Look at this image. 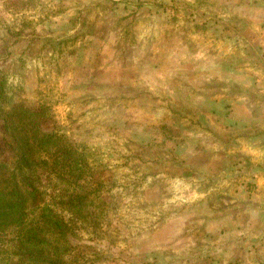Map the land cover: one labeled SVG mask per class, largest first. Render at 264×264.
I'll return each instance as SVG.
<instances>
[{"label": "rangeland", "instance_id": "374dc122", "mask_svg": "<svg viewBox=\"0 0 264 264\" xmlns=\"http://www.w3.org/2000/svg\"><path fill=\"white\" fill-rule=\"evenodd\" d=\"M204 1L0 0L5 107L48 105L44 129L65 134L94 173L88 180L98 189L92 209L98 218L74 221L71 238L79 264H141L132 257L140 237L174 213L198 207L197 187L167 165L179 144L170 125L178 116L167 93L150 90L138 69L148 44L172 38L177 6L188 17L189 7L198 14ZM207 30L203 23L180 28L187 36ZM2 136L0 120V146ZM255 202L254 220L264 224V199ZM256 250L246 264H264V242Z\"/></svg>", "mask_w": 264, "mask_h": 264}, {"label": "crops", "instance_id": "0c3cea01", "mask_svg": "<svg viewBox=\"0 0 264 264\" xmlns=\"http://www.w3.org/2000/svg\"><path fill=\"white\" fill-rule=\"evenodd\" d=\"M177 7L172 38L148 44L138 71L150 90L167 93L178 116L170 125L179 144L167 165L197 187L200 202L143 234L132 257L246 264L264 242V224L254 220L255 200L264 199V0H205L188 17ZM159 14L150 18L162 23ZM198 23L208 28L201 36L180 31Z\"/></svg>", "mask_w": 264, "mask_h": 264}, {"label": "trees", "instance_id": "16d2710c", "mask_svg": "<svg viewBox=\"0 0 264 264\" xmlns=\"http://www.w3.org/2000/svg\"><path fill=\"white\" fill-rule=\"evenodd\" d=\"M6 98L0 79V264H79L75 222L98 218L92 167L65 134L44 129L48 105L6 108Z\"/></svg>", "mask_w": 264, "mask_h": 264}]
</instances>
